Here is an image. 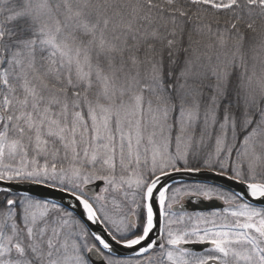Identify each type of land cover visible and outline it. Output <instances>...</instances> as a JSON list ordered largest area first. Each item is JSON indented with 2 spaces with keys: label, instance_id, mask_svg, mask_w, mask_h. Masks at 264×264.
<instances>
[{
  "label": "snow or ice",
  "instance_id": "obj_1",
  "mask_svg": "<svg viewBox=\"0 0 264 264\" xmlns=\"http://www.w3.org/2000/svg\"><path fill=\"white\" fill-rule=\"evenodd\" d=\"M0 264H264V0H0Z\"/></svg>",
  "mask_w": 264,
  "mask_h": 264
}]
</instances>
